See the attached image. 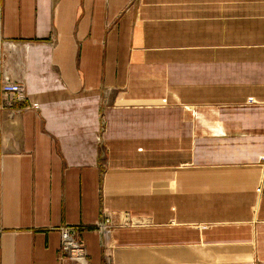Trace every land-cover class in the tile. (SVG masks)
<instances>
[{"label": "crops", "instance_id": "obj_1", "mask_svg": "<svg viewBox=\"0 0 264 264\" xmlns=\"http://www.w3.org/2000/svg\"><path fill=\"white\" fill-rule=\"evenodd\" d=\"M2 66L0 264H264V0H0Z\"/></svg>", "mask_w": 264, "mask_h": 264}, {"label": "built area", "instance_id": "obj_2", "mask_svg": "<svg viewBox=\"0 0 264 264\" xmlns=\"http://www.w3.org/2000/svg\"><path fill=\"white\" fill-rule=\"evenodd\" d=\"M1 91L8 97H11L15 101L25 102L26 96L23 91V87L20 81H13L7 71H3L0 79ZM29 108L39 109V105L30 103ZM111 220L109 217H104L102 222L99 223V228L105 231L108 227H111ZM61 244L59 248V254H61V261L67 262V264H89L88 253L86 251L85 244L80 238L76 227H61Z\"/></svg>", "mask_w": 264, "mask_h": 264}, {"label": "rangeland", "instance_id": "obj_3", "mask_svg": "<svg viewBox=\"0 0 264 264\" xmlns=\"http://www.w3.org/2000/svg\"><path fill=\"white\" fill-rule=\"evenodd\" d=\"M5 70V68L2 66V69H1V75H0V79H1V76H2V73H3V71ZM11 77V76H10ZM11 79H13V78H11ZM14 81V80H13ZM23 87V86H22ZM0 89H1V86H0ZM1 91V90H0ZM1 93H2V95H3V97H4V92L3 91H1ZM8 97V96H7ZM4 99V101L6 102L7 101V99H5V98H3ZM8 99L9 100H12V101H14V99H12L11 97H8ZM252 100V99H251ZM249 102H252V101H249ZM21 103H23V102H21ZM25 104V103H24ZM20 105V106H18V107H15V108H13V109H10V114H11V116H14L15 114H20V113H23V111H26V110H28V109H34V108H29V106L30 105H28V104H30V103H28V104H25V105ZM259 191H260V189H258ZM122 213V215H123V220L119 223L120 225H132V226H134V225H139V224H141V223H138V222H140V220L139 219H136L132 214H131V212L130 211H122L121 212ZM121 213H119V215L121 214ZM104 217L106 218V217H109L110 218V220H111V227H108L105 231H102V230H100V228H99V223L100 222H102V220L104 219ZM143 218V217H142ZM115 221H116V219H115ZM115 221H114V214H111L110 212H106L105 210H102L101 211V215H100V218H99V221H98V223H97V226H96V228H97V230L100 232V236L101 237H103V239H105L106 238V236L108 235V233L113 229V227L115 226V224H118V223H115ZM65 226H68V227H71L70 225H65ZM61 227H63V226H61ZM61 227H60V231H61ZM74 227V226H73ZM77 231H78V229H77ZM78 234H79V231H78ZM61 235V234H60ZM79 236H80V234H79ZM80 238L83 240V238L80 236ZM83 242H84V244H85V247H86V243H85V241L83 240ZM60 244H61V241H60ZM60 248V247H59ZM87 248V247H86ZM86 251H87V249H86ZM59 259L61 260L62 259V256H61V254H59ZM108 261V259L106 260V262ZM105 262V263H106Z\"/></svg>", "mask_w": 264, "mask_h": 264}]
</instances>
